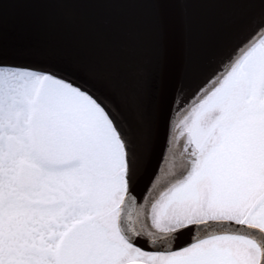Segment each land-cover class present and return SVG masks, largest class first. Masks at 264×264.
Here are the masks:
<instances>
[{"label": "snow or ice", "instance_id": "snow-or-ice-1", "mask_svg": "<svg viewBox=\"0 0 264 264\" xmlns=\"http://www.w3.org/2000/svg\"><path fill=\"white\" fill-rule=\"evenodd\" d=\"M13 3L160 15L159 0H0V264H264V0L171 3L193 21L239 9L249 26L170 105L163 159L139 192L150 87L133 101L134 130L128 99L89 82L99 73L82 80L6 59L2 19Z\"/></svg>", "mask_w": 264, "mask_h": 264}, {"label": "water", "instance_id": "water-1", "mask_svg": "<svg viewBox=\"0 0 264 264\" xmlns=\"http://www.w3.org/2000/svg\"><path fill=\"white\" fill-rule=\"evenodd\" d=\"M172 2L159 0L160 15L151 9L45 13L13 3L2 19L6 59L59 69L82 80H89V72L99 73V79L89 82L107 96L128 99L126 116L134 130L133 101L142 86L150 87L153 116L136 137L133 185L138 192L162 161L170 105L178 95L190 96L218 69L249 26V17L239 9L210 8L193 21L173 9Z\"/></svg>", "mask_w": 264, "mask_h": 264}, {"label": "flooded vegetation", "instance_id": "flooded-vegetation-1", "mask_svg": "<svg viewBox=\"0 0 264 264\" xmlns=\"http://www.w3.org/2000/svg\"><path fill=\"white\" fill-rule=\"evenodd\" d=\"M163 159V158H162Z\"/></svg>", "mask_w": 264, "mask_h": 264}]
</instances>
